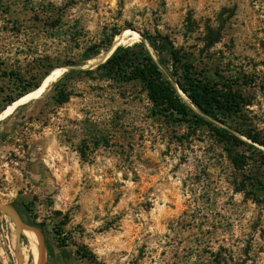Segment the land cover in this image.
Returning a JSON list of instances; mask_svg holds the SVG:
<instances>
[{"label":"rangeland","instance_id":"374dc122","mask_svg":"<svg viewBox=\"0 0 264 264\" xmlns=\"http://www.w3.org/2000/svg\"><path fill=\"white\" fill-rule=\"evenodd\" d=\"M48 17L60 18L52 36ZM126 30L135 33L122 45L160 31L202 68L264 76V0H0V62L35 83L50 65L113 44ZM62 67L59 79L0 120V200L28 223L31 214L46 223L44 264H216L220 248L264 264V196L237 190L257 173L232 160L250 152L225 145L208 126L155 115L135 83L80 77L59 104L54 84L71 69ZM16 76L0 75V99L21 91ZM243 93L264 107V92ZM64 219L69 240L59 246L53 223ZM16 243L15 223L0 213V264L15 263ZM35 244L39 251L37 235L32 244L25 232V264H38Z\"/></svg>","mask_w":264,"mask_h":264},{"label":"trees","instance_id":"16d2710c","mask_svg":"<svg viewBox=\"0 0 264 264\" xmlns=\"http://www.w3.org/2000/svg\"><path fill=\"white\" fill-rule=\"evenodd\" d=\"M59 22V17H48L46 27L49 35L56 32ZM142 35L144 41L117 46L105 61L94 68H84L83 65L98 56L102 49L109 50L111 39L102 45L87 47L79 57H70L60 64L50 65L39 81L27 85L26 79L13 71L8 73L0 62V75L16 74L15 81L21 86L17 95L0 99V116L19 98L38 89L59 69L64 68H56L60 66L78 68H71L54 84L52 98L59 104L70 100L73 93L68 89V83L80 77H98L119 84L135 83L146 93L155 115L175 122H186L191 126H208L225 145L244 147L250 152L233 156L235 164L250 165L249 174L257 173L255 176L245 174L237 190L250 192L256 197L264 196V107L256 97L249 99L243 93L247 88L264 92V76L261 72L245 73L242 78H228L216 68L200 67L193 53L177 46L168 34L142 31ZM76 43L79 46V41ZM256 103L259 104L257 111L251 109ZM24 206L33 212L28 204L24 203ZM31 217L30 224L40 228L46 226L45 222L37 221V215L31 214ZM67 222V219L54 220L52 232L59 246H66L69 240L65 230ZM223 251L228 252L227 255L223 254L222 248L216 252V264H226L228 260L234 264H248V257H236L227 249ZM76 252L82 258L92 259L91 253L85 249ZM248 253L245 250L246 256Z\"/></svg>","mask_w":264,"mask_h":264},{"label":"water","instance_id":"95a60500","mask_svg":"<svg viewBox=\"0 0 264 264\" xmlns=\"http://www.w3.org/2000/svg\"><path fill=\"white\" fill-rule=\"evenodd\" d=\"M114 50L110 53V55L114 52ZM110 55H108V57ZM70 68H78V67L70 66ZM0 213L8 215L13 220L16 226L17 243H16V249H15V263L14 264H25L22 237L26 231L34 232L37 235L39 239V243H40L38 264H44V256H45L46 248H45V244L43 240L44 239L43 233L40 231L39 227L26 222L23 219L17 207L12 203H5L0 200Z\"/></svg>","mask_w":264,"mask_h":264},{"label":"bare ground","instance_id":"6f19581e","mask_svg":"<svg viewBox=\"0 0 264 264\" xmlns=\"http://www.w3.org/2000/svg\"><path fill=\"white\" fill-rule=\"evenodd\" d=\"M135 32H132L131 30H126L124 32H122L121 34H119L115 40H114V43L112 44L111 48L108 50V52H106V54H104V57L103 58H99V63L100 61H104L108 55H110V53L120 44L123 43V41H125L127 38H129L132 34H134ZM129 42V41H128ZM117 49V48H116ZM115 51V50H114ZM93 60V59H92ZM94 63V62H93ZM98 63V64H99ZM68 67H65V68H62V69H59L56 74L54 76H52L48 81H46L43 85H41V87H39L38 89H35L34 91L28 93L27 95L23 96L22 98H20L19 100H17L16 102H14L12 105H10L7 110L5 112H3V114L0 116V120L7 117L8 115H10L14 109L19 106L23 101H25L26 99H28L30 96L34 95L36 92L40 91L41 89H43V87H45L47 84L53 82L54 80H56L62 73H63V70H67ZM59 79V78H58ZM26 235L27 237L29 238L30 240V243H34L36 241V235L34 232H31V231H26ZM32 248L34 250V253H35V257H36V261L39 257V251H38V248L35 245H32Z\"/></svg>","mask_w":264,"mask_h":264}]
</instances>
